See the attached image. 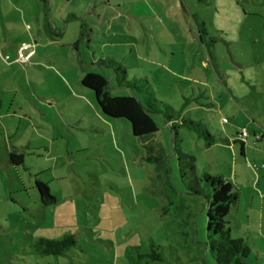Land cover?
<instances>
[{"label": "rangeland", "instance_id": "374dc122", "mask_svg": "<svg viewBox=\"0 0 264 264\" xmlns=\"http://www.w3.org/2000/svg\"><path fill=\"white\" fill-rule=\"evenodd\" d=\"M51 1L58 30L69 26L66 40L76 35L74 27L90 28L82 62L71 45L52 44L30 72L36 108L23 101L13 121L32 148L47 146L49 154L19 148L28 169L11 177L0 171V264H214L205 251L202 197L184 195L176 212L162 215L168 184L186 193L169 127L155 116L158 132L134 137L128 122L107 118L81 85L85 68L108 79L112 96L131 94L115 88L112 71L97 65L101 60L123 66L128 80L145 78L158 101L203 124L211 145L179 125L180 150L195 158L198 176L233 181L231 237L264 254V177L255 182L257 171L264 174V0ZM24 4L25 23L13 24L33 42L42 1ZM36 179L51 187L53 208L40 205ZM67 234L77 247L66 256L30 253L38 238ZM247 263L264 264V257L251 254Z\"/></svg>", "mask_w": 264, "mask_h": 264}, {"label": "trees", "instance_id": "16d2710c", "mask_svg": "<svg viewBox=\"0 0 264 264\" xmlns=\"http://www.w3.org/2000/svg\"><path fill=\"white\" fill-rule=\"evenodd\" d=\"M44 8L48 10V0H40ZM47 15V14H46ZM204 23L202 24V26ZM46 30L55 39L61 33L55 31L46 22ZM202 32V31H201ZM97 65L112 71L115 80V88L130 90V95L112 96L111 87L106 77L90 72L82 68L84 73L81 85L94 93L95 101L100 111L110 119L125 120L130 124L134 137L149 138L158 132L155 116L162 118L172 133L174 154L178 158L180 179L186 189V193H177L172 185L165 188L167 203L162 208V215H171L185 202L184 195L202 197L207 202V232L205 251L209 252L214 264H248L247 259L254 252L247 242L231 237L230 216L238 203L237 188L231 179L222 175L210 176L205 174L198 176L195 168V158L180 150L178 126L195 130L201 138L211 145L212 137L202 123H196L176 111L166 102H160L155 97V91L145 78L141 80L127 79V70L118 63L110 60H101ZM243 149L241 150V155ZM24 162L23 155L10 154V163L20 166ZM35 187L44 206H53L55 198L51 196L47 186L41 181L35 182ZM77 247L74 235L67 234L58 239L38 238L30 243V253L41 257L59 258ZM152 253L151 255H153ZM140 257H144L141 255ZM159 257L152 256L153 261Z\"/></svg>", "mask_w": 264, "mask_h": 264}, {"label": "crops", "instance_id": "0c3cea01", "mask_svg": "<svg viewBox=\"0 0 264 264\" xmlns=\"http://www.w3.org/2000/svg\"><path fill=\"white\" fill-rule=\"evenodd\" d=\"M24 2L25 0H0V171H4L8 173L10 177L12 171L14 170L15 172L18 173L19 167L21 166L24 169L26 168L28 169L26 165V156H24V154L27 153L26 151H29L30 155L36 153L35 151L40 153V155H42L41 152H45L49 154V148H47V146L40 145L37 148H32L33 145L31 144V140L27 139L26 137H21L17 133L19 126H16L15 122L13 121V117L18 112L23 111V108L21 107L23 101L27 103L29 102L30 106L36 108V106L34 105L36 103V100L31 91V84L34 83L32 82L29 76L31 73H33L31 71L33 69V66L37 65L38 63L40 65L43 64L42 63L43 61L37 58L38 54L44 60V57H46L45 56L46 51L42 50L43 47H48V46H52V44H55V48H59V47L63 48V46L67 47L68 45H71L73 51L76 54L77 59L81 60L82 58L81 49L84 44V37H85L84 34L86 28L87 27L88 29L90 28L89 26H85L86 28L83 27L84 29L74 27L76 31L75 33L76 35L72 40L70 39L66 40V30H68L69 26L67 25L63 32L62 30H58L60 28L53 21V17H52L54 6L52 5V1L48 0L47 11L44 8L43 2L41 6L40 5L38 6L37 18H35L37 23L36 32L34 31L33 34L32 33L30 34L34 40L33 42H31V40H29L28 38H23V36L19 34V29L15 27L13 24V19L16 20V23H20V22L25 23L26 20L23 17L24 13L22 10L23 7L26 9V5L24 4ZM27 11L28 13L31 14L30 10L27 9ZM46 22L55 31V33L60 32L61 35L55 36L56 37L55 39L51 38V36L46 30ZM26 27L29 28L30 26L28 27V24H26ZM90 41L91 40H88L87 43L89 44ZM66 42L70 44L64 45L63 43ZM23 44L28 46V48L23 51V54L24 55L30 54L28 61L24 63L19 61V51L22 48ZM56 57H58V53H56ZM57 59H59V57ZM20 89L24 93V98L20 94ZM25 89H27V92L25 91ZM18 100L21 101V103H18ZM19 148L23 149L24 154H20L18 152ZM244 149L245 147L243 148V150ZM11 153L23 155L24 157L23 164L20 166L12 165L10 163ZM40 155L38 156L42 158V156ZM241 156L245 158L244 153ZM259 171L255 173V178H256L255 182L257 181V184H260L261 177H264V174L261 173V171L259 173ZM19 182L21 183L24 191H26L25 185L23 184L21 179L19 180ZM46 186L48 188L49 193L52 195L51 187L48 186V183ZM254 187H257L255 183H254ZM35 189L36 187H34V190ZM256 190L257 192H259L257 188ZM256 198H257L256 192L251 191V201L252 202L255 201ZM262 198L263 199L260 203L261 206H263L264 204V195ZM39 201H40V205L43 208L48 207V206H44L41 203V198H39ZM57 202L58 201H56L53 206H49L48 208H53L54 206L57 205ZM259 235H262L261 237L262 239H264V233H261ZM253 250L254 252L252 254H254L257 259H261L262 257H264V254L258 251L257 249L254 248Z\"/></svg>", "mask_w": 264, "mask_h": 264}, {"label": "built area", "instance_id": "2783aa9c", "mask_svg": "<svg viewBox=\"0 0 264 264\" xmlns=\"http://www.w3.org/2000/svg\"><path fill=\"white\" fill-rule=\"evenodd\" d=\"M27 48H28V46L25 45V44H23L22 48L19 51V61L22 62V63L27 62L28 59H29V57H30V54L29 55H24L23 54V51L26 50ZM222 122L223 123H226L227 122V119L222 118ZM246 135H247L246 134V131H242V132H240L239 137L242 139Z\"/></svg>", "mask_w": 264, "mask_h": 264}]
</instances>
